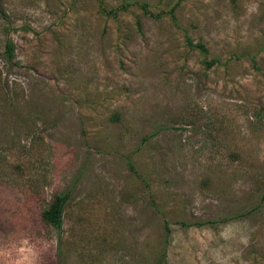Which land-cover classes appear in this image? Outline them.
I'll list each match as a JSON object with an SVG mask.
<instances>
[{
	"label": "rangeland",
	"instance_id": "374dc122",
	"mask_svg": "<svg viewBox=\"0 0 264 264\" xmlns=\"http://www.w3.org/2000/svg\"><path fill=\"white\" fill-rule=\"evenodd\" d=\"M0 264H264V0H0Z\"/></svg>",
	"mask_w": 264,
	"mask_h": 264
},
{
	"label": "trees",
	"instance_id": "16d2710c",
	"mask_svg": "<svg viewBox=\"0 0 264 264\" xmlns=\"http://www.w3.org/2000/svg\"><path fill=\"white\" fill-rule=\"evenodd\" d=\"M145 13L151 16H154L153 13H151L147 8H145ZM189 45L191 47H198L201 49V51L204 52V54H208V49L203 43H194L192 38H189ZM215 63V60H206V65L208 67L212 66ZM67 196L66 195H58L51 203L50 205L43 211V217L44 219L52 224L55 228L58 230H61L64 225V215H65V209L67 206ZM185 226H192V225H199L202 224L200 221H194L190 223L182 222ZM166 228L168 231H171L170 223L166 221Z\"/></svg>",
	"mask_w": 264,
	"mask_h": 264
}]
</instances>
